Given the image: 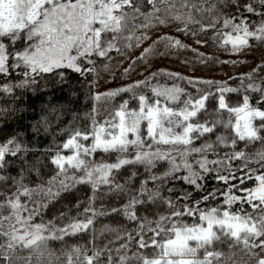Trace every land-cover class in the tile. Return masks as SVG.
<instances>
[{
	"label": "snow or ice",
	"instance_id": "obj_1",
	"mask_svg": "<svg viewBox=\"0 0 264 264\" xmlns=\"http://www.w3.org/2000/svg\"><path fill=\"white\" fill-rule=\"evenodd\" d=\"M182 37L264 49V0H0V264H264V59L227 80L149 70L212 57ZM137 48L121 75L141 78L98 89ZM29 95L40 114L14 123Z\"/></svg>",
	"mask_w": 264,
	"mask_h": 264
},
{
	"label": "rangeland",
	"instance_id": "obj_2",
	"mask_svg": "<svg viewBox=\"0 0 264 264\" xmlns=\"http://www.w3.org/2000/svg\"><path fill=\"white\" fill-rule=\"evenodd\" d=\"M186 39L188 43L193 44L194 47L200 49L202 53H212L211 58H207L206 63H200L199 60L196 58V53L189 49H179L176 50L174 53H169L165 55L163 58L156 57L154 59L149 60V64H151V69L149 70H156L160 67H167L173 71H179L185 75H200L204 77H210L217 80H227L228 77H231L236 72H246L251 67H253L256 63H258L261 59H264V49L260 48L259 46H254L251 49H245L241 53H231L226 52L222 48L213 47L211 44L209 45H199L195 43L196 38L192 37H182ZM255 44V42H253ZM140 49H132L130 50L126 56H118L117 59L113 62L112 67L109 69V72L112 73L116 79L115 82H109L107 78V74L104 72L101 73V78L98 81L97 88L103 90L104 87H112L116 86L120 83H127L130 79L134 78H141V71L142 67H146L143 63L140 67L129 73L127 76L121 75L122 67L127 66L128 59L132 55L138 54ZM239 60L240 63L230 64V63H223L219 64L217 60ZM200 59H205V57H201ZM123 61V64H121ZM264 73H256L257 76L263 75ZM234 82L235 80L229 81V83ZM188 87L186 84L184 85ZM202 88L208 90L207 85H201ZM191 91H195L194 88H190ZM105 103L110 102H101L99 108L101 110L104 109ZM102 119V115L100 117ZM80 188H77L79 191ZM77 191H74L73 194H76Z\"/></svg>",
	"mask_w": 264,
	"mask_h": 264
},
{
	"label": "trees",
	"instance_id": "obj_3",
	"mask_svg": "<svg viewBox=\"0 0 264 264\" xmlns=\"http://www.w3.org/2000/svg\"><path fill=\"white\" fill-rule=\"evenodd\" d=\"M142 63H143V62H141L140 64H138V65L134 68L133 71L137 70V69L140 67V65H141ZM263 75H264V74H263ZM90 78H91V77H90ZM237 82H238V81L235 80L234 82L232 81L231 83L234 84V83H237ZM48 95H55V94L45 93V99H44L43 102H45V103L47 102V99H46V98H47ZM231 98H232V99H236L237 97L232 96ZM58 99H63V97H60V96H58V95H55V99L53 100V103H55L56 100H58ZM5 102H6V101H2V100H0V103H5ZM21 102L23 103L24 101L22 100ZM41 102H42V101H41L40 99H33V98L31 97V95H29V98H28V100H27V103H28V105H29V109H28V113H29V114L21 113L19 119L16 120L14 123H21V122L26 123V122L29 121V120L36 119V117L40 114V111H41V108H40ZM88 107H89V105H86V104H84V103L82 102V97H81L80 100L75 101V107H73L70 111H72V112L83 113L84 111H86V109H87ZM51 118H52L53 120L56 119V117H55L54 115H53ZM71 119H72V116H71L70 114H65V115H63V116L61 117V121H62L63 124H67L68 121L71 120ZM79 119H80V117L78 116V117H77V120L79 121ZM12 126H14V124H13ZM57 138H58V139H62L63 137L60 136V137H57ZM50 139H51L50 136L47 137V138H45L43 135H41V137L38 138V143H39L40 147H43L44 144H47L48 141H49ZM36 155H40V154H39V153H36ZM49 174H51V173H49ZM78 188H80V190L77 191V189H76V190H75V191H77L76 194H73V192L71 193V197H70V198L72 199V202H73V203L75 202V199H83L84 194H85L87 191H89L88 188H87V187H84V186H78ZM64 203H67V200H65ZM56 209H60L61 211H63V209L60 208V205H59V204L54 205L52 208H50V209L48 210L49 215H48L46 218L50 219L51 216L55 214V210H56ZM75 211H76V209H73V213H75ZM109 222H111V221H110V218L98 217V218H97V221H96V227L99 228L100 225H102V224H104V223H109ZM129 226H130V225H129ZM110 238H111V234L106 233V234L104 235V237L101 238L98 242L103 243V239H110ZM84 240H86V236H85V237H77V238H76V241H84ZM76 241H72V242H76ZM54 247H57V248H58V247H59V244L54 245Z\"/></svg>",
	"mask_w": 264,
	"mask_h": 264
}]
</instances>
